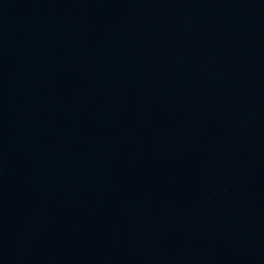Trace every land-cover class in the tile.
<instances>
[{
  "label": "water",
  "instance_id": "1",
  "mask_svg": "<svg viewBox=\"0 0 264 264\" xmlns=\"http://www.w3.org/2000/svg\"><path fill=\"white\" fill-rule=\"evenodd\" d=\"M0 264H264V0H0Z\"/></svg>",
  "mask_w": 264,
  "mask_h": 264
}]
</instances>
